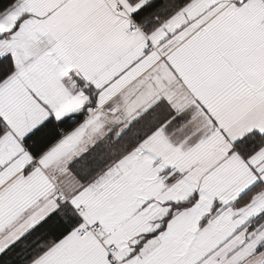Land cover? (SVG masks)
<instances>
[{"label":"snow or ice","instance_id":"obj_1","mask_svg":"<svg viewBox=\"0 0 264 264\" xmlns=\"http://www.w3.org/2000/svg\"><path fill=\"white\" fill-rule=\"evenodd\" d=\"M0 264H264V0H0Z\"/></svg>","mask_w":264,"mask_h":264}]
</instances>
